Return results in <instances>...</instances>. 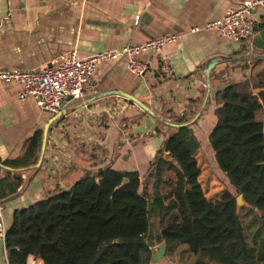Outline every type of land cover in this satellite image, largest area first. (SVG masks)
<instances>
[{
  "label": "crops",
  "instance_id": "0c3cea01",
  "mask_svg": "<svg viewBox=\"0 0 264 264\" xmlns=\"http://www.w3.org/2000/svg\"><path fill=\"white\" fill-rule=\"evenodd\" d=\"M238 6L239 0H0V71L36 69L71 51L78 59H86L163 35L177 37L160 55L138 58L148 65L142 78L127 71L125 59L99 66L84 101L70 102L66 114L51 124L38 170L34 166L43 128L55 115L40 111L32 99L20 103L23 87L0 81V160L37 157L34 166L21 170L24 183L18 195L0 201L6 228L15 210L68 190L88 172L109 167L136 172L143 182L170 134L158 118L189 122L200 114L191 126L200 144L195 158L199 165L203 149L214 158L207 146L216 123L212 92L230 84L248 83L250 89L264 84V50L252 45L264 31V10L254 11L255 35L248 42H231L216 32L191 30L221 20L227 10ZM161 58L169 62L170 75L166 77L158 71ZM214 59L218 64L211 71L210 94L202 109L204 69ZM263 90L252 92L256 95ZM115 91L132 96L158 118L113 94ZM7 173L12 176L14 172L0 166V180ZM198 183L202 188V175ZM176 247L186 251L184 246ZM0 264H8L2 241ZM38 264H43L40 259Z\"/></svg>",
  "mask_w": 264,
  "mask_h": 264
},
{
  "label": "trees",
  "instance_id": "16d2710c",
  "mask_svg": "<svg viewBox=\"0 0 264 264\" xmlns=\"http://www.w3.org/2000/svg\"><path fill=\"white\" fill-rule=\"evenodd\" d=\"M257 88L264 84L251 89L248 83L234 84L220 91L208 136L215 163L237 198L261 214L253 231L244 229L231 193L215 203L205 198L192 124L174 128L170 124L188 121L158 118L170 134L146 173L151 186L142 185L136 172L106 167L15 210L3 242L7 263L26 264L34 257L43 264H151L153 249L165 243L168 250L184 246L193 264H264V126L257 118L264 90L255 95ZM36 161L33 155L0 160L14 172L0 180V201L18 195L21 170Z\"/></svg>",
  "mask_w": 264,
  "mask_h": 264
},
{
  "label": "built area",
  "instance_id": "2783aa9c",
  "mask_svg": "<svg viewBox=\"0 0 264 264\" xmlns=\"http://www.w3.org/2000/svg\"><path fill=\"white\" fill-rule=\"evenodd\" d=\"M258 9L264 10V0H239V6L227 10L221 20L194 28L191 32H216L227 41L248 42L255 35L252 15ZM176 39L175 35H163L142 44L126 46L117 52H100L86 59H78L71 51L36 69L0 71V81L14 82L23 87L18 95L20 103L32 99L40 111L57 115L70 102L84 101L86 90L92 86L99 66L125 59L127 71L142 78L148 72V65L138 58L146 54L160 55L162 49ZM158 71L162 76L170 75L166 58H161ZM6 232L0 204V241L4 242ZM26 264H38V259L28 257Z\"/></svg>",
  "mask_w": 264,
  "mask_h": 264
},
{
  "label": "rangeland",
  "instance_id": "374dc122",
  "mask_svg": "<svg viewBox=\"0 0 264 264\" xmlns=\"http://www.w3.org/2000/svg\"><path fill=\"white\" fill-rule=\"evenodd\" d=\"M257 118L262 121L264 126V107L257 114ZM207 146L211 149L209 143H207ZM203 148H207L206 145L203 144ZM198 160L200 175H202V190L208 201H213L212 203L219 201L225 192H229L237 198L235 190L230 186L225 175L218 169L214 158L206 153V150L203 149L202 155L198 157ZM141 183L145 186H151L152 184V182L146 178ZM249 210V207L245 204L238 208V213L242 220L244 229L248 231V233L253 231L259 225L258 219L261 217L260 213ZM262 220L264 221V214ZM152 223L156 224V220L152 219ZM155 249L156 248L153 249V254L156 252ZM163 260L166 264H193L195 259L189 255L188 251L177 250V247L175 246L170 250L166 249L164 258L161 259L158 264L162 263Z\"/></svg>",
  "mask_w": 264,
  "mask_h": 264
},
{
  "label": "water",
  "instance_id": "95a60500",
  "mask_svg": "<svg viewBox=\"0 0 264 264\" xmlns=\"http://www.w3.org/2000/svg\"><path fill=\"white\" fill-rule=\"evenodd\" d=\"M252 45L256 48V49H260V50H264V31L259 33V35L253 40L252 42ZM241 60H244L245 58H240ZM261 59H264V57H262ZM218 64V60L214 59V60H211L210 62H208L206 64V67L204 69V75L206 77V95H205V98H204V101H203V105H202V109L204 108L206 102H207V99L209 97V94H210V74H211V71L215 68V66ZM232 85L234 84H230L228 86H225V87H222L220 89H216L214 92H212V98H215L216 95L220 92V91H223L229 87H231ZM113 94H116V95H119V96H122L124 97L125 99L133 102L136 106H138V108H140L144 113L154 117V118H158L156 116V114L150 109L148 108L146 105H144L143 103L139 102L138 100H136L135 98H133L132 96L130 95H127V94H124L122 92H118V91H115L113 92ZM66 114V110H63L62 112L58 113L57 115H55L53 118H51L47 124L44 126L43 128V133H42V142H41V148H40V152H39V157H38V161H37V164L34 166V169L35 170H38L40 169V167L42 166V162H43V156H44V150H45V145H46V140H47V135H48V131H49V128L51 126V124L53 122H55L57 119H60L61 116L65 115ZM200 114H198L196 116V118H194L193 120L189 121V122H186L185 124H182V125H174V124H170L172 127L174 128H177V127H181V126H190L192 123H194L198 117H199ZM3 169H6V170H11L9 168H6L4 166H1ZM127 183V180H124L123 181V184H126ZM243 204H245V202L243 201V197L242 196H238V198L236 199V206H237V209L240 208V206H242ZM246 205V204H245ZM148 210L150 211L151 210V206L148 208ZM166 249H167V246L165 243H161L159 244L156 249H155V253L152 255V258H151V264H158L161 259L164 258L165 256V253H166Z\"/></svg>",
  "mask_w": 264,
  "mask_h": 264
}]
</instances>
